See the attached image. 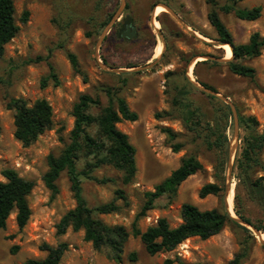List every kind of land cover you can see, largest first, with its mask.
Masks as SVG:
<instances>
[{
  "label": "rangeland",
  "instance_id": "obj_1",
  "mask_svg": "<svg viewBox=\"0 0 264 264\" xmlns=\"http://www.w3.org/2000/svg\"><path fill=\"white\" fill-rule=\"evenodd\" d=\"M12 1L19 31L4 47L0 59V181H5L1 172L12 169L20 177L33 181L34 188L27 198L31 216L26 226L18 229L16 212L13 211L7 219L6 228L0 231V264H21L27 259H43L46 253L39 251V245L46 243L56 246L61 242L68 244V250L59 264H165L167 259L173 260V264H224L231 260L240 250L244 237L242 230L232 224L207 240L192 238L172 252L155 256L148 255L140 239L130 235L122 261L116 263L108 260L104 253L93 250L91 244L83 240L81 231L68 230L63 236L56 235L57 223L75 206V202L65 173L57 181L58 194L53 200H50V192L45 188L42 176L47 171V156H57L68 143L74 122L72 107L78 97L89 94L98 98L100 107L90 110L92 115H98L108 105L105 91L110 89L113 94L116 93V97L123 98L129 110L138 116L135 122L122 121L117 124V128L128 136L135 148L137 171L133 182L125 187L120 181L121 174L110 166H102L92 174L98 179H108L104 185L81 178L82 195L87 205L95 207L109 202L113 199L114 191L123 188L127 204L117 201L119 212L99 218L108 225H123L130 231L132 222L145 202L144 194L153 191L157 184L177 169L183 157L194 154L202 170L184 181L172 199H158L154 208L138 220V227L144 231L155 225L159 218H165L171 227H176L181 223L180 213L184 204L194 205L202 211L218 207L219 198L198 197L203 185L222 184L217 179V153L208 150L197 135L185 130L180 111L172 107L171 101L177 85L189 88L186 86V81L190 84L186 72L190 62L195 60L190 66L191 79L206 84L228 99L237 115L254 117L258 122V132H264V49L259 57L243 62L254 69V81L232 74L226 63L216 61L213 62L219 66H197L196 76V64L204 61L202 57L205 55L228 60L225 48L218 49L198 39H216L207 20L208 6L205 0H174L168 4L178 19L195 33V37L165 9L161 14H152L155 6L165 5L163 0H123L124 8L121 11V0ZM216 1L219 6L229 3L228 0ZM256 6L262 8V16L255 22L241 21L233 13L219 11L235 44L247 43L254 33L264 36V0H241L238 3L241 8ZM25 10L29 16L22 23L20 18ZM118 12L121 20L130 18L137 29L131 39L117 38L116 28L104 32ZM160 44L163 52L159 58L157 52ZM68 53L76 56L85 78L73 71L67 59ZM157 57L151 69L135 73L117 74L101 67L127 69L131 65L145 68ZM49 64L54 69L57 83L49 79L46 87L42 88V79L49 75ZM191 86L194 90H190L186 98L211 119L214 107L217 108L219 104L209 99L208 94ZM11 98L22 99L28 106L44 99L52 109V129L45 131L27 148L22 147L13 136L14 112L7 107ZM156 113L161 115L158 120L154 118ZM160 127H169L180 135L175 142L183 145L181 151H171L165 135L159 131ZM200 131V135H203ZM90 133L93 134L94 130H90ZM237 133L240 138L242 131L239 124ZM234 134L235 125L231 119L227 129L223 188L229 147L234 146L235 160L240 146L239 140L235 142ZM261 161L264 164V151ZM77 168L81 170L83 162H79ZM261 176V172L255 174V178ZM235 195L238 196L237 203L242 214L254 225L264 229V203L257 198L251 199L244 188L237 186L233 180L228 198L232 212ZM251 232L255 240L243 264H264V245ZM260 234V239L264 241V232ZM132 254L135 260H131Z\"/></svg>",
  "mask_w": 264,
  "mask_h": 264
},
{
  "label": "trees",
  "instance_id": "obj_2",
  "mask_svg": "<svg viewBox=\"0 0 264 264\" xmlns=\"http://www.w3.org/2000/svg\"><path fill=\"white\" fill-rule=\"evenodd\" d=\"M173 1L163 0L166 6ZM240 1L228 0V4L219 6L216 0H205L208 6L207 20L216 34V39L212 40L226 43L232 49V58L226 63L229 71L234 75L254 81V69L246 66L243 62L261 55V51L264 49V36L254 33L249 37L247 43L235 44L232 35L219 16V11H221L233 13L237 19L246 22H255L261 18L262 8L260 6L241 8L238 7ZM28 16L29 12L23 11L20 22L25 23ZM125 22L126 24L131 23L130 18H126ZM118 27L117 35L123 30V25L118 24ZM18 31L13 1L0 0V59L3 57L4 47L17 35ZM67 59L73 71L77 75L83 76L76 56L68 53ZM199 65L219 66L211 60L199 62L195 67V75ZM48 67L49 75L42 79V88L46 87L49 79L57 83L52 65L49 64ZM126 68H135V66L130 65ZM201 85L215 91L206 84L201 83ZM186 86L189 88L177 85L171 105L180 111V120L185 130L197 135V138L202 139L208 150H215L217 153V179L222 184L203 185L198 192V197L200 199L208 196L217 197L220 200V205L202 211L194 205L184 204L180 213L181 223L176 227H171L165 218H159L155 225L147 227L144 231L139 229L138 220L145 217L147 212L154 208V203L158 199L162 197L172 199L184 181L202 170L201 163L194 154H191L183 157L179 167L157 184L153 191L144 194L145 202L132 222L130 231L123 225L104 223L99 217L119 212L120 206L117 201L127 204L125 190L123 188L116 189L111 201L89 207L82 195L81 178L98 185H104L109 181L108 179H98L92 174L102 166H110L121 174L120 181L123 187L133 182L137 171L136 151L129 142L128 136L117 128V124L122 121L135 122L138 116L129 110L123 98L116 97V93L113 94L110 89L105 91L109 99L108 105L102 108L98 115H92L90 110L100 107L99 99L89 94H81L72 107L71 115L74 122L69 133L68 143L57 156L53 154L47 156V171L42 176V182L50 192V200H53L58 194L57 181L61 174L65 173L75 202V206L68 210L57 223L55 227L57 236L65 235L68 230L81 231L83 240L90 243L93 250L104 253L108 260L120 263L130 235L140 239L148 255L155 256L160 253L172 252L192 238L207 240L218 235L228 224H232L242 230L244 237L240 243V250L224 264L244 263L255 240L254 235L250 230L233 221L223 205V174L228 147L227 129L232 114L225 103L208 95V98L216 100L219 106L214 107L212 118H207L206 112L186 98L189 91L194 90L187 81ZM7 107L14 112L13 136L24 148L33 145L40 135L52 129V109L44 99L36 100L31 106H28L22 99L11 98ZM164 115H168V113H164ZM154 118L158 120L161 115L156 113ZM238 124L242 135L239 138L240 146L234 160L232 181L235 180L237 186L241 185L251 199L257 198L264 203V164L261 161L264 151V132H258V122L254 117L238 115ZM90 130H94V133L91 134ZM200 130L203 135H200ZM159 131L165 135L166 143L173 153L181 151L183 145L175 142L180 136L178 133L169 127H160ZM79 162H83L81 170L77 168ZM257 172H261L263 176L255 178ZM1 176L5 181H0V231L6 228L7 219L13 211L16 212V225L21 230L26 226L31 216L27 198L34 188V182L20 177L12 169L3 170ZM237 200L238 196L235 195L233 208L235 216L256 230L264 232L262 227L254 225L242 214ZM38 249L46 253L43 259H27L21 264H59L68 250V244L61 242L56 246H51L43 243L39 245ZM131 260H135L134 254L131 255ZM173 263L174 261L170 259L165 261V264Z\"/></svg>",
  "mask_w": 264,
  "mask_h": 264
},
{
  "label": "water",
  "instance_id": "obj_3",
  "mask_svg": "<svg viewBox=\"0 0 264 264\" xmlns=\"http://www.w3.org/2000/svg\"><path fill=\"white\" fill-rule=\"evenodd\" d=\"M156 7H157V6H155V8H156ZM161 7H163L167 12H169V13L171 14V16H172L177 22H179L181 25H183V27H184L189 33H191L194 37L196 36L195 33H194L190 28H188L185 24H183V23L178 19V17L176 16V14H175L173 11H171V10L169 9L168 6H166V5H161ZM123 8H124V3H123V0H121V8H120V11H121ZM155 8L153 9L152 14H155ZM119 15H120V14H119V12H118V14H116V16L114 17L115 20L113 19L114 21L112 20V21L108 24V26H107V28L104 30V32H105V31L107 32V31H109V30L111 29L112 25H113V24L117 21V19L119 18ZM152 21H154V20H152ZM126 32H127V33L124 34L123 36L126 37V38H128V39H130V38L132 37V35L128 33L129 30H127ZM132 33H133V31H132ZM158 35L161 37L160 32H158ZM198 39L201 40L202 42L208 44V45H211V46H213V47H217L218 49H219V48L222 49V47H224V46H228V47L231 49L230 45H228V44H226V43H219V42L212 41V40L205 41L206 38H199V37H198ZM162 43H163V41H162ZM231 51H232V49H231ZM161 55H162V53H161ZM161 55H160V56H161ZM160 56H159V58H160ZM202 58H203L204 61H206V60H211V61H216V62H220V63H227V62L230 60V59L226 60L225 58H224V59H218V58H214V57H211V56H204V57H202ZM231 58H232V57H231ZM195 59H196V58H195ZM157 60H158V58H157L153 63L148 64L145 68L111 69V68H107V67H105V66H103V65H101V67L104 68V69H106L107 71L114 72V73H117V74H122V73H135V72H138V71H141V70L143 71V69H145V70H149V69H151V68L156 64ZM193 61H195V60H192V62H190V65H189L188 68H187L186 78L188 79V81L190 82L191 85H193L194 87H196V88L199 89L200 91H202V92H204V93H206V94H208V95H210V96H212V97H214V98H216V99L222 101L223 103H225V104L229 107L230 112H231V114H232V119L234 120V125H235V134H234V138H235V142H236L237 140H239V138H238V133H237V131H238V115H237V112H236L235 107L231 104V102H230L228 99H226V98L223 97L222 95H220V94H218V93H216V92H214V91H212V90H210V89H208V88L202 86L201 84H199V83L195 82L193 79H191V77L189 76V69H190V66L192 65L191 63H193ZM234 152H235V151H234V146H233V145H232V146L230 145V147H229V152H228V161H227V166H226L225 186H224V193H223V205H224V208H225L226 212L228 213L229 217H230L233 221H235V222L238 223L239 225H241V226L247 228L248 230L253 231V232L255 233V235L257 236V238L259 239L260 243L264 245V241H262V240L260 239V238H261V234H260V232H259L258 230H256L255 228H253V227L250 226L249 224H247V223L241 221L239 218H237V217L235 216L234 212H233L234 216H232V215L230 214L229 210H228V198H229V194H230V192H231L232 173H233V165H234Z\"/></svg>",
  "mask_w": 264,
  "mask_h": 264
},
{
  "label": "flooded vegetation",
  "instance_id": "obj_4",
  "mask_svg": "<svg viewBox=\"0 0 264 264\" xmlns=\"http://www.w3.org/2000/svg\"><path fill=\"white\" fill-rule=\"evenodd\" d=\"M125 20H126V18L124 17V19L122 18V20H121V18H119L113 25H112V27H111V29H114V28H116V31H115V35H116V37L117 38H122V37H124L123 35L124 34H126L127 32V30H129V34H131L132 36L135 34V33H137V29H136V27H134L133 25H132V23H127L126 24V22H125ZM118 22V23H117ZM118 24H121V26L123 25V30H122V27L120 28L122 31L119 33V35H117V29L119 28L118 27ZM132 31H133V33H132ZM124 38H126V37H124ZM132 38V37H131ZM130 38V39H131ZM128 39V38H127Z\"/></svg>",
  "mask_w": 264,
  "mask_h": 264
},
{
  "label": "bare ground",
  "instance_id": "obj_5",
  "mask_svg": "<svg viewBox=\"0 0 264 264\" xmlns=\"http://www.w3.org/2000/svg\"><path fill=\"white\" fill-rule=\"evenodd\" d=\"M163 11H164V8L161 7V6H159V7L156 8V10H155V14H156V15L161 14ZM155 25H156L157 28L159 27L158 24H155ZM222 48H225V49L227 50V59H231V57H232V51H231V49H230L228 46H224V47H222ZM162 52H163V46L160 44L159 47H158L157 56L159 57V56L161 55ZM158 57H157V58H158ZM190 69H191V68H190ZM190 69H189V71H190ZM190 76H192V75L190 74ZM228 203H229V201H228ZM231 209H232V207L228 204V210H229L230 214H231L232 216H234V214H233V212H232Z\"/></svg>",
  "mask_w": 264,
  "mask_h": 264
}]
</instances>
